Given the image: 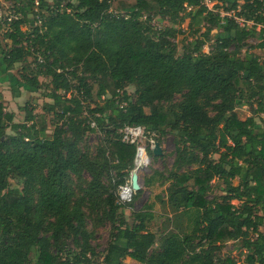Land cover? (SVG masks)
I'll list each match as a JSON object with an SVG mask.
<instances>
[{"label": "trees", "instance_id": "obj_1", "mask_svg": "<svg viewBox=\"0 0 264 264\" xmlns=\"http://www.w3.org/2000/svg\"><path fill=\"white\" fill-rule=\"evenodd\" d=\"M5 1L19 14L0 22L5 69L21 65L18 85L36 91L50 78L52 102L23 106L17 122L0 91V264H238L220 255L234 241L242 264H264V0ZM187 19L194 38L180 49ZM247 104L263 122L238 116ZM127 125L175 133L172 168L142 177L169 183L171 229L150 227L153 202L133 209L143 188L119 202L136 157ZM216 180L222 193L210 198ZM107 224L101 253L93 239Z\"/></svg>", "mask_w": 264, "mask_h": 264}, {"label": "rangeland", "instance_id": "obj_2", "mask_svg": "<svg viewBox=\"0 0 264 264\" xmlns=\"http://www.w3.org/2000/svg\"><path fill=\"white\" fill-rule=\"evenodd\" d=\"M50 2H53V0H49ZM239 2L242 4L243 0H239ZM14 1H5L0 0V22L5 18L6 16L10 15L11 13H14ZM215 3H209V6L213 8ZM217 9V8H216ZM217 11L224 12L223 9H217ZM152 24L156 28H164L165 26H171L172 22H170L168 19L162 20L159 17H155L152 21ZM189 19L185 20L181 25H177L176 27L181 30L182 32L178 34L176 39L174 41L178 44L179 48L181 49L183 44L192 40L194 36L190 33V29L188 27ZM0 28V40H3V31L5 30L6 26L1 25ZM5 26V27H3ZM203 31L205 28L202 29ZM213 32H216V29L213 30ZM213 40L210 42H207L204 46V50L208 52L211 49V44ZM256 39H250V43H256ZM31 60V59H30ZM23 71L21 65H17L14 69L7 72L5 69V65L3 63V59L1 57V49H0V91L4 95L5 99V106L6 110L10 112L15 113V121L22 122L25 119V111L22 109L23 106H26L28 110H34L37 113H40L43 111L42 107L45 102H52V99L48 98L45 94H48L49 88L51 87L50 84V78L41 76L40 80L43 83L42 89L36 91L33 89H28L24 87L23 85H18L19 79L21 78L20 74ZM14 80V81H13ZM18 82V83H17ZM13 85H15L16 89L18 90L19 94H15V91L13 90ZM50 85V86H49ZM49 86V87H48ZM128 91L131 94H134L135 87L133 85L129 86ZM69 96V95H67ZM149 109H147L148 111ZM236 112L238 116L241 119H245L249 116H255L256 119L259 122H263V117L261 115H257L254 113V110L251 105L247 104L244 106H239L236 109ZM52 114L48 115L49 120V133L51 134L52 130L54 129V124L52 122ZM8 132H11V130H8ZM99 134L93 133L90 134L87 138V144L94 149L96 144L100 142L99 140ZM174 136L175 133H168L164 136L157 135L156 140H158L161 143L162 146V155L157 158L151 160V164L149 167L144 171L140 173V180L142 184L143 191L139 198L133 203V209L134 210H140L144 206L145 203H151L153 202L154 205V211H155V218L150 222V227L155 231H164L165 229H171V224L168 221V217L170 216V208L165 203L166 200V188L169 185V183H165L164 185H161L159 182L151 187H145L143 186V175H152L155 170H158L159 172H163L167 174L169 170L172 168L173 161H174V154H175V144H174ZM159 137V138H158ZM217 157V155H216ZM217 183L218 187H214L213 192L210 193V198L214 197L215 195L221 194V186L222 183L216 180L214 184ZM235 204H239L237 200L233 201ZM133 209L130 207H127L125 209V217L132 223V212ZM188 223V220L185 219V224ZM184 224V225H185ZM89 228L92 229V224H89ZM110 230L111 225L107 224L104 227H100L96 229L95 237L93 239V245L96 247L98 252H105L108 242H109V236H110ZM241 243L239 241L229 242L223 246L222 252L220 253L221 257H224L225 255H229L234 257L238 264H242L244 261V256L240 255L241 251ZM102 257V256H101ZM126 262L129 264H140L136 262L135 260H131L130 258L126 259Z\"/></svg>", "mask_w": 264, "mask_h": 264}, {"label": "built area", "instance_id": "obj_3", "mask_svg": "<svg viewBox=\"0 0 264 264\" xmlns=\"http://www.w3.org/2000/svg\"><path fill=\"white\" fill-rule=\"evenodd\" d=\"M206 2L208 5L209 3H213L209 0H207ZM17 15L19 14L11 13L10 15H8V19L12 20L14 18H17ZM238 21L241 25L245 24V21L243 19H238ZM247 23L251 24V22ZM91 126L96 127V123L92 121ZM120 133L123 142L136 145L134 168L131 171L130 178L127 179L125 184L119 187L118 193L119 202L121 204H127L133 200L136 194V190L132 187V175L134 172H138L139 165H141L139 173L144 172L149 167L152 160L149 150H153L158 141L156 140L157 134H155L154 132H150L146 129L145 126L142 125H127L120 130Z\"/></svg>", "mask_w": 264, "mask_h": 264}, {"label": "water", "instance_id": "obj_4", "mask_svg": "<svg viewBox=\"0 0 264 264\" xmlns=\"http://www.w3.org/2000/svg\"><path fill=\"white\" fill-rule=\"evenodd\" d=\"M255 113V112H254ZM153 152L155 155H162V146L159 144V142L156 143ZM132 187L136 190V192L140 191L142 189V184L140 180V173L134 172L132 175Z\"/></svg>", "mask_w": 264, "mask_h": 264}, {"label": "bare ground", "instance_id": "obj_5", "mask_svg": "<svg viewBox=\"0 0 264 264\" xmlns=\"http://www.w3.org/2000/svg\"><path fill=\"white\" fill-rule=\"evenodd\" d=\"M140 169H141V165H139V167H138V172L140 171Z\"/></svg>", "mask_w": 264, "mask_h": 264}, {"label": "crops", "instance_id": "obj_6", "mask_svg": "<svg viewBox=\"0 0 264 264\" xmlns=\"http://www.w3.org/2000/svg\"><path fill=\"white\" fill-rule=\"evenodd\" d=\"M131 259V258H130ZM131 260H133V259H131Z\"/></svg>", "mask_w": 264, "mask_h": 264}]
</instances>
